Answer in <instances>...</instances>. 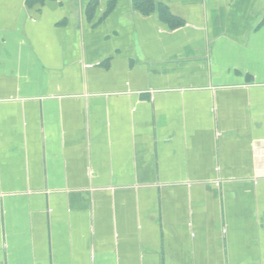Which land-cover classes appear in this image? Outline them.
I'll use <instances>...</instances> for the list:
<instances>
[{"label":"crops","instance_id":"1","mask_svg":"<svg viewBox=\"0 0 264 264\" xmlns=\"http://www.w3.org/2000/svg\"><path fill=\"white\" fill-rule=\"evenodd\" d=\"M0 264H264V0H0Z\"/></svg>","mask_w":264,"mask_h":264}]
</instances>
